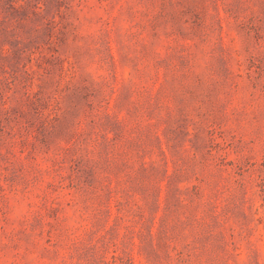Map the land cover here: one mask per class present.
I'll return each mask as SVG.
<instances>
[{
    "label": "rangeland",
    "instance_id": "rangeland-1",
    "mask_svg": "<svg viewBox=\"0 0 264 264\" xmlns=\"http://www.w3.org/2000/svg\"><path fill=\"white\" fill-rule=\"evenodd\" d=\"M0 264H264V0H0Z\"/></svg>",
    "mask_w": 264,
    "mask_h": 264
}]
</instances>
